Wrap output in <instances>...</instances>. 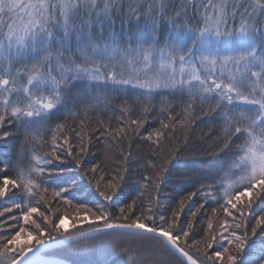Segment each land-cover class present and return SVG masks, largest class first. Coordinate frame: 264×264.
Masks as SVG:
<instances>
[{
	"label": "trees",
	"instance_id": "16d2710c",
	"mask_svg": "<svg viewBox=\"0 0 264 264\" xmlns=\"http://www.w3.org/2000/svg\"><path fill=\"white\" fill-rule=\"evenodd\" d=\"M40 15L38 42H20ZM17 17L0 12V264L109 224L162 229L203 264H264V175L240 185L242 156L264 148V0H48ZM242 27L260 61H222ZM148 56L190 57L201 76L138 84ZM208 67L246 98L211 90ZM42 96L53 105H33ZM49 253L189 264L159 236L116 230Z\"/></svg>",
	"mask_w": 264,
	"mask_h": 264
},
{
	"label": "rangeland",
	"instance_id": "374dc122",
	"mask_svg": "<svg viewBox=\"0 0 264 264\" xmlns=\"http://www.w3.org/2000/svg\"><path fill=\"white\" fill-rule=\"evenodd\" d=\"M48 6V0H0V12H10V16L13 18L19 17H26L29 16L32 11L38 10L43 15L44 12H46ZM65 8L63 7L61 18L66 21L68 18L67 12H65ZM31 12V13H30ZM30 13V14H28ZM28 14V15H27ZM43 19V17L40 15L38 17H35L32 21H28L29 23H34L29 28H26V30L23 32L21 37L19 38V41L25 42V43H37L39 38V26L40 21ZM27 27V25H26ZM219 34V33H218ZM237 50H231L226 53H223L221 55L222 61L224 59H227L229 55H243L244 52L250 53L253 57L254 62H259L260 59L258 58V55L256 54V46L252 41L251 35L248 31V29H245V27H242V29L238 33V39H237ZM246 47L243 49L242 47ZM148 53V52H147ZM199 55V61L202 63V66H207L204 64V61L202 60L203 57L206 58L207 56H203L201 54ZM203 56V57H202ZM172 57L173 59L170 61L168 58H165V60L162 58V60L159 61L160 67L155 68L156 60L150 56L147 58H144L142 60H138L134 70L132 72V76L136 77L133 78L134 81L138 82V84H143L145 86L150 87H162L166 86L165 83L169 81H173V83H177L182 80H190L195 78H200V72L199 67L197 66L195 61H192L190 57H181L177 56ZM211 64L215 63V59H210ZM153 64V65H152ZM165 66H168L167 68H164ZM164 68V69H163ZM170 69V70H169ZM147 70L146 73L144 71ZM142 75V79L140 74ZM211 68L208 67L204 81L206 83H209V88H218L222 89L224 91H227V93H233L237 98L239 99H245L246 93L243 92V90L239 87L237 83H231L227 81L225 77H217L213 74ZM258 75V72H256V76ZM117 77L116 72L109 73L110 79H115ZM138 78V79H137ZM242 80V79H241ZM243 83V81H241ZM3 85H6L3 83ZM258 85H260V82H258ZM248 91L251 93L256 92V87L249 88ZM257 97V96H256ZM33 105H36L38 108H49L53 105V98L50 97H38L35 98ZM241 161L246 164L245 172L241 176H246L247 180L245 182H242L240 185L245 184L248 180L256 178L258 176L264 175V148L259 146L258 142H252V146L249 147L247 152L242 156ZM239 186V185H238ZM236 186H234L235 188ZM233 186L228 189L229 193L233 192L234 189ZM61 223L64 226L68 225V219L62 220Z\"/></svg>",
	"mask_w": 264,
	"mask_h": 264
},
{
	"label": "water",
	"instance_id": "95a60500",
	"mask_svg": "<svg viewBox=\"0 0 264 264\" xmlns=\"http://www.w3.org/2000/svg\"><path fill=\"white\" fill-rule=\"evenodd\" d=\"M111 230L157 235L159 237H162L168 243L171 249H173L178 255L184 258V260H186L189 264H203L199 262L195 257H193L190 253L182 249L176 243V241L172 237H170V234L168 232L145 225L128 224H110L106 226H100L84 231L82 233L42 243L40 245L26 249L9 264H73L72 262L64 258L58 257L56 255H51L48 252L70 243L82 240L83 238L91 237L99 233Z\"/></svg>",
	"mask_w": 264,
	"mask_h": 264
},
{
	"label": "bare ground",
	"instance_id": "6f19581e",
	"mask_svg": "<svg viewBox=\"0 0 264 264\" xmlns=\"http://www.w3.org/2000/svg\"><path fill=\"white\" fill-rule=\"evenodd\" d=\"M211 90H215V89H211ZM110 225V224H109ZM104 226H106V225H104ZM149 227V226H148ZM97 228V227H96ZM153 228V227H152ZM94 229V228H93ZM155 229H157V228H155ZM162 230V229H161ZM111 231H114V230H111ZM107 232V231H106ZM80 233H82V232H80ZM76 234H78V233H76ZM74 235V234H73ZM151 235V234H150ZM155 236H157V235H155ZM170 237H172L171 235H170ZM87 238H89V237H86V238H83V239H87ZM162 238V237H161ZM82 239V240H83ZM163 239V238H162ZM174 239V238H173ZM164 240V239H163ZM175 240V239H174ZM80 241V240H79ZM165 241V240H164ZM176 241V240H175ZM48 242V241H47ZM77 242V241H76ZM166 242V241H165ZM74 243V242H73ZM167 243V242H166ZM176 243H177V241H176ZM168 244V243H167ZM178 244V243H177ZM179 245V244H178ZM180 246V245H179ZM181 247V246H180ZM171 248V247H170ZM182 248V247H181ZM182 249H184V248H182ZM173 250V249H172ZM185 250V249H184ZM174 251V250H173ZM186 251V250H185ZM186 252H188V251H186ZM174 253L175 254H177L175 251H174ZM189 253V252H188ZM178 255V254H177ZM179 257H181L180 255H178ZM194 257V256H193ZM182 258V257H181ZM182 259H184V258H182Z\"/></svg>",
	"mask_w": 264,
	"mask_h": 264
}]
</instances>
